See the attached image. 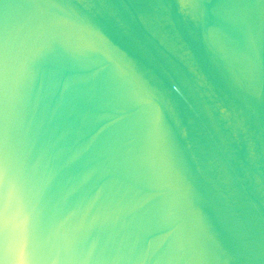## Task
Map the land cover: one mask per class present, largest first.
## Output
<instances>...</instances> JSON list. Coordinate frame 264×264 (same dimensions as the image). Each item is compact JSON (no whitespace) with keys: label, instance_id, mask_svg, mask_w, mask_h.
Returning <instances> with one entry per match:
<instances>
[{"label":"water","instance_id":"1","mask_svg":"<svg viewBox=\"0 0 264 264\" xmlns=\"http://www.w3.org/2000/svg\"><path fill=\"white\" fill-rule=\"evenodd\" d=\"M0 216V264H264V0H0Z\"/></svg>","mask_w":264,"mask_h":264},{"label":"snow or ice","instance_id":"2","mask_svg":"<svg viewBox=\"0 0 264 264\" xmlns=\"http://www.w3.org/2000/svg\"><path fill=\"white\" fill-rule=\"evenodd\" d=\"M4 227H6V223L3 219L2 216H0V229H3ZM18 244H23L25 248L28 247L29 245V237H28V233H27V229L25 228L23 230V232L19 233L18 237L15 239L14 241V245H18Z\"/></svg>","mask_w":264,"mask_h":264}]
</instances>
